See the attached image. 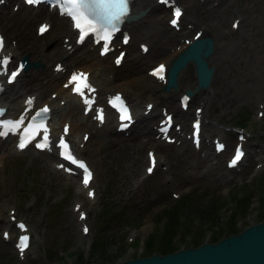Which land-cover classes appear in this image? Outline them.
<instances>
[{
	"label": "rangeland",
	"instance_id": "obj_1",
	"mask_svg": "<svg viewBox=\"0 0 264 264\" xmlns=\"http://www.w3.org/2000/svg\"><path fill=\"white\" fill-rule=\"evenodd\" d=\"M234 1L241 7L239 11L242 14V19L238 28L227 36L222 35V39L226 40L227 45L230 44L231 47L232 43H237L235 47L237 50L234 52H237L236 54H239L240 58L233 55L235 54L233 52L231 59L236 61V59L245 57V75L246 73L247 75L240 76L237 71L235 74L229 72L226 82L223 74L224 69L221 67V61H224L220 60V63L218 62L214 66L212 81L210 80L209 83L211 91L207 90L208 95L202 89L195 90L191 95L189 112L198 99L206 100V95L208 97L202 125L203 135L206 137L202 140L203 146L198 151L191 148L188 139L182 147L176 148L173 144L151 139L147 133L139 134L137 129L141 125L147 123L149 127L148 121L151 120L149 117L148 120H145L146 122L138 121L132 125L133 128L128 134L115 132L111 125H108L109 131L106 132V135L102 134L104 127L107 128V124H110L108 121L99 128L89 124L87 129L89 140H86L83 154L90 160L94 171L95 198L90 200L84 196L83 191L80 193L72 191L76 178L52 170L49 156L45 153H33L29 149L10 153L4 147H0V216L2 217L0 229L3 228L2 225L6 224L7 208L13 207L16 216L28 221L31 230L30 247H34L37 253L35 258L26 255L27 261H18L11 241L3 240L0 237V264H110L115 256H117L116 258H125L134 254L136 246L123 240L128 228L133 230L135 235L137 234L139 241L144 240L152 230H154L153 234L157 236L162 230L160 227L161 221L166 216L165 209L170 207L174 201L183 198L186 200L183 204L185 210L177 213L178 217L184 216V219L179 218L180 223H178L183 227V231L180 232L183 234L180 245L185 244L192 236H195L198 241L200 230L201 232L204 230L203 237L206 238L209 232H215L218 227L228 223L232 214L227 216V212L230 208H234L233 202H235L234 218H236L238 228L264 216V183L262 181L261 186L256 184L260 175L264 177V164L252 177L249 176L255 158L264 159V112L261 117L254 115L256 101L260 100L264 103V9L261 6V0ZM251 4L252 6H250ZM243 7H246L247 11L248 8L251 9V13ZM34 11H37V8L20 6L12 11L9 5L0 7V29L6 40L14 43L18 52H27L30 59H38L42 63V67H39L38 70L28 68L25 71L26 75L22 77L21 83L19 81L20 86L25 85L24 89H31L37 84L40 86L39 82L42 84L45 82L44 80L48 76L46 73L42 74L40 70L45 68V59L36 53V48L41 52H52L55 47L54 31L62 25V20H66L49 10L43 9L50 16L45 15L46 13L43 11L32 15L31 13ZM231 11L232 8L227 7L223 11L225 14L222 13L223 17L219 15L216 17L219 26L230 27ZM26 13L32 16L25 18L24 14ZM44 17L50 20V27L43 35H36L34 32L35 22ZM184 20L186 22V19ZM62 33L66 34L62 30L57 32L59 40L62 38ZM216 37L219 42L221 37ZM252 37L253 40H251ZM136 40H132L131 50L127 49L124 61L118 67L124 71L129 70L131 66L132 68L136 67L133 69V74H145L144 70L139 71L138 68H145L146 59L154 61L161 54L158 50L154 51L150 47L151 49L149 48L148 52L141 56V60L128 59L130 53L137 50ZM232 40L234 42L231 43ZM82 48L83 46L77 47L76 51L68 57L75 58L79 53H83ZM132 49L134 50L132 51ZM55 57L57 56L54 53L48 54L47 71ZM73 61L79 64L78 61ZM118 67H115L114 70H117ZM141 79L148 84H154V80L143 79V77ZM193 83L192 66L188 64L186 70L179 76L178 87H192ZM222 84L224 85L222 86ZM52 88L51 85L44 87L41 94H47L48 90L51 91ZM159 89L161 91H158ZM159 89L152 95L154 100L158 101L152 111L153 115L158 111L160 103L167 105L169 109L176 105L174 91L168 90V92L163 88ZM129 94L131 96L133 93L129 92ZM185 112L180 110L178 114L187 116L188 113ZM179 115L174 117L182 122ZM189 115L191 113L185 119L186 124L184 125L187 128ZM74 119L73 116L72 120ZM230 125H242L250 133L245 142L246 156L238 169L225 168L222 162L223 157L212 152L210 143V137L216 134L225 139L229 148L234 140V130L229 128ZM80 130L81 128L78 127L77 136ZM141 137L142 139L139 140ZM147 145L154 146V149L158 151L157 155L164 161L165 168L156 166L150 175L143 176L140 175L141 165L144 162V149ZM203 147L208 149L209 154L202 156L203 152L200 153V150ZM213 159L216 161L210 162ZM50 160H52L51 157ZM171 191L179 196H172ZM245 191L249 192L251 196V202L249 201L251 205L247 206L245 212H241L236 205V200ZM75 199L78 202L82 201L81 206L87 210L85 221L88 225V232L84 235H79L81 234L79 224L75 221V213L71 210V203ZM210 203L213 204L212 210H214L211 218L200 217L195 210L210 208ZM185 225L188 226L187 232L184 228ZM10 229L12 233L15 231L14 228ZM137 247L143 249V243H139Z\"/></svg>",
	"mask_w": 264,
	"mask_h": 264
},
{
	"label": "bare ground",
	"instance_id": "obj_2",
	"mask_svg": "<svg viewBox=\"0 0 264 264\" xmlns=\"http://www.w3.org/2000/svg\"><path fill=\"white\" fill-rule=\"evenodd\" d=\"M178 1L184 6V13L183 14H184V19H186V22H185V25L180 30H177V31L173 30L172 31L171 28L168 25H166L165 22H164V17L163 16H165L167 9H165L161 4L155 3L154 0H131V11L136 12L138 9L143 8V12L138 14L137 16H135L134 18H132L130 20H126L123 23V26L126 29H128V31L130 32V40H129L128 44H127V48H129L131 50L132 47H131L130 43H131V41L133 39L145 40L147 42H150V44H151L150 47L154 51L158 50L159 54H161L159 59L165 61V63L168 65L169 61L173 60V57L175 56V54L183 46L182 41L179 42V36L180 35H182V36L188 35L190 37L191 34L194 33L196 28L202 27L203 31H205L208 34H210L212 36L213 40H214L213 51L210 54V56L208 57V61L211 64H213L214 66H216L217 65L216 63H218L220 60L224 61V62L221 61V65H222L221 67H223V69H224V73L223 74H224L225 77L224 76L223 77H224V79H226V82H227V79L229 78V72L235 74V71H237V72L240 73V76L241 75H245V71H246V67H245L246 66L245 62L246 61H245V59L246 58L244 57V58H241L239 60L236 59V61H233L232 60L233 58L231 59L232 53L235 50H237V49H235L237 43H232V42H234V40H235L234 39V40L231 41V43L233 45L232 47L229 46L230 44L227 45V41L222 39V35L227 36L229 34L230 30L227 29L228 27L225 28L224 25L219 26L218 22H217V18H216L218 15L223 17V15L225 14V12L223 13V11L227 7H229V5L233 4V2H231V0H218V3L216 5H212V3H210L211 0H178ZM255 1H257V0H255ZM261 1H262V5L261 6L264 9V0H261ZM250 2H253V1L251 0ZM250 6H252V4ZM243 8L247 11L246 7H243ZM247 12L251 13V9L249 10V8H248ZM259 12H260V10H259ZM37 13H41V11H39ZM37 13H33V14H37ZM222 13H223V15H222ZM8 14H10V13H8ZM32 15L29 14V13H26V14H24V17L25 18H30ZM258 15L259 14H257V16ZM48 16H50V15H48ZM256 18H258V17H256ZM258 19H262V18H258ZM263 20H264V18H263ZM231 21L232 20H230V22ZM248 21H251V20H248ZM252 22L254 23V21H252ZM186 23H192V24H194V26H190L191 29L190 28L186 29ZM61 24L62 25L60 27L58 26L57 29L54 31V34H53L54 37H55V48H54L52 53L41 52V50L39 51V49L36 48V53L40 54L41 57L45 59V63H46V59H47L48 54H53L54 53V54H56L57 56L60 57V56H62L63 52H65L66 54L69 53V51L66 52V51H64V49L61 46H59L60 40L58 39L57 32L62 30L67 35H69L70 34V27L68 25V22L66 23L64 20L61 21ZM259 25L261 26V24H259ZM260 26H258V27H260ZM261 27H263V26H261ZM259 30H261V29H259ZM261 31H259V32L261 33ZM242 32H243V30H242ZM216 36L221 37V40L219 39L220 40L219 42H218V39H217ZM226 39H227V37H226ZM251 40H253V37L251 38ZM247 44H249V43H247ZM252 46H254V45H252ZM256 46H258V45H256ZM148 49H147L146 52H148ZM258 49H260V48H258ZM10 50L14 54V49L10 48ZM15 52H16V50H15ZM236 53L233 54V55H236L237 58H238L239 54H236ZM130 54H131V58H137V60H139V59L141 60V56L139 55L140 52L139 53L132 52ZM68 56H70V55H68ZM71 61H72L71 58L62 59V62L64 63L66 68H69V66H72ZM78 61L80 63V66H82L85 69H87V68L89 69V75H90L91 78L93 77L92 79L95 82V85L97 87L98 93L99 92L103 93L104 91L108 90L109 87H113V86H114V88L121 87V89L125 93L126 92H132L134 94L133 110L136 111L137 118L138 119H144L147 116V115H144L142 113V108L143 107L142 108L139 107L138 98L141 97V95H144L147 92L151 91L152 89L156 88L157 83L148 84V83L144 82V80L141 79L143 82L140 80V78H142V77H143V79L144 78L153 79L150 75H148L146 73L145 74H140V73L133 74L132 73L133 69H135L136 67L132 68V66H131V67H129V70H125V71L119 69L120 67H118L117 70H113L114 73H112L113 71L110 72L111 75L109 77L108 76L109 73L106 72V71H109V69H110L109 65L106 62L103 63V61H106V60H104L103 58H99L96 54H93L92 50L90 48H89V50H86V52H84V55L79 57ZM250 62H252V61H250ZM253 63H254V61H253ZM147 64H148V62H147ZM188 64H189V62H186L183 66H180L178 68V70H176V74H175L176 81L179 79V76L181 75V73H183L184 70H186ZM218 66H220V65H218ZM46 67H47V65H46ZM46 67L44 69H42V74L46 73V76L48 74V77L47 78L45 77L46 80H44L45 82L43 84L40 83V86L42 88H39L38 90L36 88V90H35V91H37V92H35V97H36V100H37L36 104H39L42 101H48L51 104V106H52V109H51V128H52V130L55 131V133H58L59 127L62 124V122L70 121L69 129H68V135L67 136L69 138H71V141H72V143H73V145L75 147V150H77L80 153H82L83 150H84V145L82 146V148H80V146L78 145L80 140H78V138L75 139V136L77 135L76 134V130L78 129V127L82 128L84 126H88L86 124V122L88 121V116L85 117V116L80 114V108H79V106L76 103L75 97L70 95V94H68L65 91V89H63L56 82L57 76H59L61 72L60 71L53 72L52 70L51 71H47ZM139 67H142V66H139ZM252 67H253V65H252ZM97 69H98V71H97ZM144 69L145 68H143V67L142 68H138L139 71L140 70H144ZM188 73H189V71H188ZM39 75H40V73H39ZM246 75H247V73H246ZM230 76H231V74H230ZM220 78H221V76H220ZM236 80H237V78H236ZM50 85L53 87L51 90H53L54 93H56L54 98H44V97L42 98V96L38 95L39 93L41 94V92L44 91V87L50 86ZM223 85L224 84H222V86ZM206 90H208V92H210L211 91V87L208 85ZM158 91H161V89H159ZM17 94H18V90L16 88L12 87L10 93H8L6 95V98H7V96L10 97L9 100L4 98L5 99L4 100L5 104L7 106V113H9L10 111H15V110H17L20 107V105H21L20 101H17L14 98V96L17 95ZM170 95H169V97H170ZM38 98H40V99H38ZM61 99L64 102L60 105L59 104V100H61ZM202 99H203V102H202V100L200 102H201V104L204 103L203 107H202V111H203L204 109H206L205 105H207L206 101L208 100L207 95H206V100L204 98H202ZM144 104H145V102H144ZM173 108H174V112L176 113V115H179L177 110L175 109V107H173ZM72 115L75 118L74 120H72V117H73ZM179 116L183 120L181 122V125H180L182 127L181 129H183L184 128L183 124H184V121H185V115H179ZM108 125H110V124H107V126ZM110 128H111V126H110ZM107 131H109V126L107 128L104 127V129L102 130V134L104 133L106 135ZM149 132L153 133V131L151 129H150ZM96 137H97V135H96ZM177 138L180 139L181 142L185 141V139H183L181 137L180 133H177ZM88 140L89 139L87 138V141ZM96 140H97V138H96ZM90 142H92V141H90ZM3 143H4V141H0V147L2 146ZM9 144L11 146L10 142H7L6 145H9ZM4 151H5V149H4ZM40 151H41V153H45V152H43V150H40ZM1 156H3V155H1ZM51 158H52V161H56L53 152H51ZM53 170H55V169L53 168ZM92 180H93V177L91 178L90 182ZM90 182H89L88 186L91 185ZM76 186H77V189H79V190L82 189V185L79 184L78 181H77Z\"/></svg>",
	"mask_w": 264,
	"mask_h": 264
},
{
	"label": "snow or ice",
	"instance_id": "obj_3",
	"mask_svg": "<svg viewBox=\"0 0 264 264\" xmlns=\"http://www.w3.org/2000/svg\"><path fill=\"white\" fill-rule=\"evenodd\" d=\"M0 2H2V0H0ZM26 2L28 4H35L38 2V0H26ZM56 2L61 5V14H66L73 20L74 27L79 30V39L81 42L89 34L94 35L98 41L103 42L102 54H106L109 51V43L112 36L118 30V25L123 22L129 12V0H56ZM159 2L168 5L172 2V0H159ZM181 15L182 10L179 7H174L173 19L170 20V23L173 26H177ZM46 27L47 26H42L41 31H44ZM125 42H127L126 39ZM2 47L3 38H0V48ZM121 58L122 57L117 58L116 62L119 63ZM8 63V58L0 59V74L7 72ZM163 72L164 65H160L157 69L154 70L153 74L161 76L162 78L161 74ZM17 75V71H12L9 77V82H12ZM87 75L88 74L86 73H73L70 77L69 84L74 85L72 90L83 97L84 103L86 105H89L90 100L85 95V90L94 92V89H92L90 83L88 82ZM67 86L68 85H66V87ZM119 99V97H116V100ZM27 103L31 105L32 100L29 99ZM48 111L49 109L46 106L38 110L35 115L31 117V122L27 125V127L23 128V131L19 136V142L17 145L21 150L27 147V145L36 138L35 134L40 128H43V138L42 141L35 144V147L41 150L50 148L51 142L49 139L48 129L44 125L43 120L40 119L42 117H46ZM3 112L4 110L0 109V116L3 115ZM100 118L102 119V115ZM121 118L125 120L129 119L128 116H122ZM24 120V115H21V117L17 120H0V137L7 136L10 132L13 134L17 133L21 125L24 124ZM194 129L196 131V134L198 135L199 120L195 122ZM167 130V126L161 129L162 133H166ZM65 132H67V127H65ZM58 147L61 150L59 154L64 160L82 170L83 183L87 187L92 178V173L86 163L82 160L77 159L76 156L73 155L69 144L63 138L59 140ZM242 155L243 153L239 149H237L235 157L231 161V165H235L237 161L241 159ZM154 163L155 160L153 159V164ZM59 167H64V165H59ZM66 170L72 171V169L70 168ZM152 171L153 168L149 167L148 172L151 173ZM90 195H92V193H90ZM20 226L23 227V225ZM85 231H87V229H85ZM5 236H7V233H5ZM27 240V236H22L20 238L18 248L21 253H23L24 249L27 247Z\"/></svg>",
	"mask_w": 264,
	"mask_h": 264
},
{
	"label": "water",
	"instance_id": "obj_4",
	"mask_svg": "<svg viewBox=\"0 0 264 264\" xmlns=\"http://www.w3.org/2000/svg\"><path fill=\"white\" fill-rule=\"evenodd\" d=\"M211 50L212 38L209 35L203 34L192 40L167 68L164 87H176V70L188 59L192 60L201 84L206 85L213 70L207 65ZM116 264H264V218L215 241H204L165 253L155 252Z\"/></svg>",
	"mask_w": 264,
	"mask_h": 264
},
{
	"label": "trees",
	"instance_id": "obj_5",
	"mask_svg": "<svg viewBox=\"0 0 264 264\" xmlns=\"http://www.w3.org/2000/svg\"><path fill=\"white\" fill-rule=\"evenodd\" d=\"M186 198V197H185ZM247 200V195L244 193L241 196H239L236 200V205L240 208V209H244L245 207V202ZM186 200L183 199H178L176 201H174V203L165 209V220H164V227L162 228V232L159 234V236L157 238L149 239L146 242V248H152L154 247L155 249L159 250V251H166V250H170L172 248H174L176 246V243L182 239L180 238H176L175 240L172 239L175 230L177 228V226L179 225L178 223H180V219L178 217V211H183L185 210V208L183 207L184 202ZM213 209V204L210 203V208L207 209H202L199 208L197 210H195L200 217H207V218H211V214L213 213L214 210ZM184 214V212H183ZM232 216H230V218L228 219V223L224 224L222 226V228L218 227L217 230L215 231V234H213L211 236V238L216 237L217 235H219V233L223 231H232L234 230V224H233V212L231 213ZM178 224V225H177ZM184 228L187 230L188 226H184ZM199 234V232H198ZM191 243H196V239L195 236H192L190 238ZM95 247H97V245H95Z\"/></svg>",
	"mask_w": 264,
	"mask_h": 264
}]
</instances>
